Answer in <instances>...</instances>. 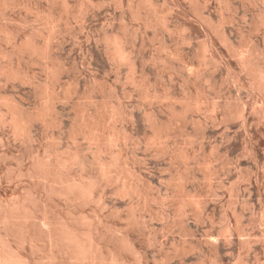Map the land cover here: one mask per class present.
Segmentation results:
<instances>
[{
	"label": "rangeland",
	"instance_id": "rangeland-1",
	"mask_svg": "<svg viewBox=\"0 0 264 264\" xmlns=\"http://www.w3.org/2000/svg\"><path fill=\"white\" fill-rule=\"evenodd\" d=\"M263 79L264 0H0V239L115 264L52 245L63 220L129 264H264Z\"/></svg>",
	"mask_w": 264,
	"mask_h": 264
},
{
	"label": "bare ground",
	"instance_id": "bare-ground-1",
	"mask_svg": "<svg viewBox=\"0 0 264 264\" xmlns=\"http://www.w3.org/2000/svg\"><path fill=\"white\" fill-rule=\"evenodd\" d=\"M113 41V40H112ZM116 41V40H115ZM122 45V43H121ZM119 43V45H116L115 49V55L116 57H119L123 60H129V57L127 55L128 52L122 47ZM30 47V46H29ZM39 52V51H38ZM56 75V74H55ZM260 75V74H259ZM261 77V76H260ZM263 77V76H262ZM264 80V79H263ZM16 105V104H15ZM12 111V110H10ZM20 112V111H19ZM16 115V114H15ZM14 116V115H13ZM17 116V115H16ZM20 116V115H19ZM18 117H15V122L18 128H20L23 133L24 130L26 131L28 126L26 123L22 122V120L18 119ZM23 117V116H22ZM13 118V119H14ZM22 119V118H21ZM25 119V118H24ZM24 121V120H23ZM26 122V121H24ZM16 127V126H14ZM29 127V126H28ZM17 130V129H16ZM29 131V130H28ZM94 137V136H93ZM92 137V138H93ZM107 138V137H106ZM96 139V138H95ZM93 141V140H92ZM111 141V140H110ZM80 157V156H79ZM78 157H71V158H65L61 159L59 162V167L60 168H67L69 165L75 163ZM57 160V159H56ZM80 160V159H79ZM83 160V159H82ZM41 161V160H40ZM111 161V160H110ZM55 162H53L54 164ZM84 163V162H83ZM101 163V171L102 175L104 177L109 176L111 169H112V163L110 162H100ZM77 164V163H76ZM81 164V163H80ZM120 164V163H119ZM38 165V163H37ZM40 165V164H39ZM75 165V164H74ZM100 165V164H99ZM114 165V164H113ZM117 165V164H116ZM36 168V167H35ZM40 168L44 171V175H48L51 170L52 166L49 163H42L40 165ZM100 168V167H99ZM70 169V168H69ZM115 169V168H114ZM121 169V167H120ZM117 171V170H116ZM63 172V171H62ZM117 173V172H116ZM64 174V173H63ZM56 177V176H55ZM95 177V176H94ZM70 178V177H69ZM65 179L63 184L66 186L67 194L70 193L74 197L83 199L87 197H91L93 190L97 186V181L94 178H89L88 180L85 181H79V180H73L72 178L70 179ZM88 178V177H87ZM109 178V177H108ZM106 178V179H108ZM116 178V176H115ZM50 179V178H49ZM52 179V178H51ZM75 179V178H74ZM77 179V178H76ZM51 181V180H49ZM56 182V181H55ZM51 184V182H50ZM52 185V184H51ZM54 185V184H53ZM127 186V185H126ZM129 186V185H128ZM122 188V187H121ZM124 189V187H123ZM132 189V188H130ZM49 190V189H48ZM53 192H56L55 189H52ZM59 191V190H58ZM95 191V190H94ZM99 191V190H98ZM124 191L127 193L128 192V187H125ZM101 193V192H100ZM131 193V192H130ZM61 194V191H60ZM95 195V194H94ZM97 195V194H96ZM127 195V194H126ZM62 196V195H61ZM86 201V200H85ZM188 201V200H187ZM23 202V201H22ZM39 202V201H38ZM105 202V201H104ZM21 204L20 202H18ZM24 203V202H23ZM30 203V202H29ZM40 203V202H39ZM22 205V204H21ZM26 205V204H25ZM47 205V204H46ZM200 205V204H199ZM48 207V206H47ZM39 208V207H38ZM8 209H11L8 208ZM37 210V209H36ZM201 210V209H200ZM49 211V210H48ZM5 218H7L8 221L10 222H28L30 221L34 216L35 213L34 211L28 207H23V206H15L12 209L8 211V213ZM40 216V215H39ZM43 216V215H42ZM57 219V218H56ZM66 220V219H65ZM73 220V219H72ZM41 221V220H40ZM69 221V220H68ZM83 223L87 222L86 218L82 219ZM31 222V221H30ZM99 224V223H98ZM42 228L45 230L47 233L50 243L52 245H60L63 248H66L70 252L71 259L74 261H96L99 260L102 263L105 262H114L115 264H129L128 262L121 260L119 255L112 252V253H104L100 246L96 244L92 239H86L84 238L79 231L76 229L75 226L71 225L68 222H65L63 220H60L57 222V225L55 227L52 225V223L49 220H44L41 223ZM96 226V225H95ZM99 226V225H98ZM21 227V226H20ZM78 227V226H77ZM12 228V226H11ZM26 228V227H25ZM24 229V228H23ZM42 229V230H43ZM30 231V230H29ZM104 232V231H103ZM35 234V233H34ZM30 235V234H29ZM33 235V234H31ZM106 235V234H105ZM98 236V235H96ZM96 236H92L95 237ZM103 236V235H102ZM3 238V237H2ZM29 238V236H28ZM32 238V237H31ZM99 238V237H98ZM125 238V237H124ZM5 239V237H4ZM122 239V238H121ZM96 241V240H95ZM101 242V241H100ZM123 241L124 247L131 248L129 242L125 243ZM28 243V242H27ZM34 243V242H33ZM98 243V242H97ZM0 244L2 245V249H0V264H32L28 259H25L20 253H17L14 250V247H10V244L8 241H4L3 239H0ZM129 244V246H127ZM31 245V242H30ZM51 246V245H50ZM103 246V245H101ZM116 247V246H115ZM36 248V247H35ZM123 249V248H122ZM16 250V249H15ZM58 250V249H57ZM51 251V250H50ZM64 251V250H62ZM67 251V252H68ZM106 251V250H104ZM115 251V250H114ZM121 251V250H120ZM119 251V252H120ZM138 254V253H137ZM50 256V255H49ZM52 257V256H51ZM61 258V257H60ZM140 258V257H139ZM141 259V258H140ZM55 260V259H54ZM63 261V260H62ZM129 261V260H128ZM145 261V260H144ZM136 262V261H135ZM106 264V263H105ZM137 264H143L140 261ZM145 264V263H144Z\"/></svg>",
	"mask_w": 264,
	"mask_h": 264
}]
</instances>
